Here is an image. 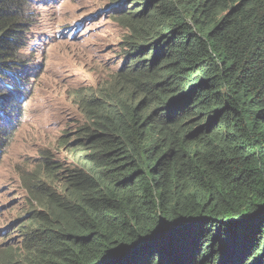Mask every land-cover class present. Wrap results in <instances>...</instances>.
I'll return each instance as SVG.
<instances>
[{"label": "trees", "instance_id": "trees-1", "mask_svg": "<svg viewBox=\"0 0 264 264\" xmlns=\"http://www.w3.org/2000/svg\"><path fill=\"white\" fill-rule=\"evenodd\" d=\"M127 1L122 62L73 90L67 156L21 174L0 264H264V0ZM32 7L0 0V80Z\"/></svg>", "mask_w": 264, "mask_h": 264}, {"label": "rangeland", "instance_id": "rangeland-1", "mask_svg": "<svg viewBox=\"0 0 264 264\" xmlns=\"http://www.w3.org/2000/svg\"><path fill=\"white\" fill-rule=\"evenodd\" d=\"M35 2V22L4 77L13 88L0 102L6 111L4 132L17 126L0 141V249L20 248L24 242L22 230L33 207L22 175L40 164L42 151L53 159L67 156L61 137L69 135L72 142L73 127L83 121L72 104L73 90L93 94L118 68L129 40L114 17L122 0ZM201 117L211 126L216 123Z\"/></svg>", "mask_w": 264, "mask_h": 264}, {"label": "clouds", "instance_id": "clouds-1", "mask_svg": "<svg viewBox=\"0 0 264 264\" xmlns=\"http://www.w3.org/2000/svg\"><path fill=\"white\" fill-rule=\"evenodd\" d=\"M35 1H36V0H33V7H32L33 9H34V7H35V5H36V2H35ZM54 1H56V0H54ZM129 1H130V0H128L127 2H129ZM135 6H136V3L133 4V5H131L130 7L133 8V7H135ZM114 8H115V11L118 12L117 7H114ZM34 10H35V9H34ZM119 14H120V13H118V15H116V16H114V17L117 19L118 23L120 24ZM34 22H35V17L32 18V21L30 22L29 27H30ZM29 27H28V28H29ZM27 30H28V29H27ZM27 30H26L25 33L22 34L21 39H19V42L15 45L16 55H9V56H8V59H6L7 66H6V68H5L4 77L7 75V69H8L9 66L11 65V63H12V59L15 58V57L17 56V53H18V51L21 50V48H22V49L24 48V44H23V41H24V40H23V39L26 37ZM75 31H76V29H75ZM121 62H122V60H121ZM120 64H121V63H120ZM119 66H120V65H119ZM119 66H118V67H119ZM117 69H118V68H117ZM4 81H5V80L2 79V80H0V83H4ZM12 88H13V86H9V85H7L6 87L0 88V90H1V92H2V93H0V102H1V99L3 98L4 94L7 92V90L9 89V90L11 91ZM11 106H12L11 102H8V104H7V108H11ZM5 117H6V111H5L3 108H0V141L3 140L4 138H7V137H8V139H9V137H11V136L15 133V131H16V130H15V131L12 132V130H13V129H17V128H16L17 126H14V127H12V129L10 130V132L5 133V132H4V129L1 127V124H2V122L4 121ZM126 251H129V250H126ZM126 251H123V252H126ZM123 252H121V254H122ZM121 254H120V255H121ZM120 255H118V256H120ZM118 256H116V257H118ZM114 258H115V257H114Z\"/></svg>", "mask_w": 264, "mask_h": 264}, {"label": "water", "instance_id": "water-1", "mask_svg": "<svg viewBox=\"0 0 264 264\" xmlns=\"http://www.w3.org/2000/svg\"><path fill=\"white\" fill-rule=\"evenodd\" d=\"M131 247H132V246H131ZM131 247H128V248H127V249H125V250H129V248H131ZM125 250H121V251H120L118 254H116V255H115V257H116V256H118V255H120V254H121V252H123V251H125Z\"/></svg>", "mask_w": 264, "mask_h": 264}]
</instances>
